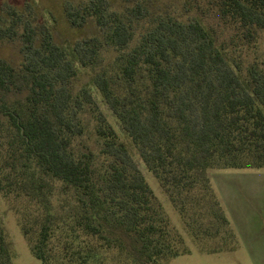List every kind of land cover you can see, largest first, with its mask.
Listing matches in <instances>:
<instances>
[{"label":"trees","instance_id":"trees-1","mask_svg":"<svg viewBox=\"0 0 264 264\" xmlns=\"http://www.w3.org/2000/svg\"><path fill=\"white\" fill-rule=\"evenodd\" d=\"M194 1L200 14L186 22L159 17L134 46L130 15L93 7L102 39L68 51L49 27L25 26L22 67L0 59V193L18 202L21 228L42 263L159 264L189 252L91 92H74L73 55L195 239L220 242L211 253L222 242L233 247L209 171L264 169V69L252 64L244 72L233 58L264 36V0ZM141 12L131 10L138 20ZM11 13L17 18L0 26V40L21 26ZM106 46L116 56L103 64ZM86 114L96 119L98 156L78 142ZM11 259L0 220V264Z\"/></svg>","mask_w":264,"mask_h":264},{"label":"rangeland","instance_id":"rangeland-1","mask_svg":"<svg viewBox=\"0 0 264 264\" xmlns=\"http://www.w3.org/2000/svg\"><path fill=\"white\" fill-rule=\"evenodd\" d=\"M188 1L189 0H0V26L2 28H8L13 20L17 18L11 13L12 9L17 11L19 15V25H21L16 29L17 35L15 37L3 38L0 40V59L8 61L17 69L22 67L24 56L21 52V48L23 45L22 35L25 26L34 28L37 31L41 29V26L45 25L49 27L53 33L54 42L68 51H71L78 42L86 38L99 37L102 39L103 35L96 23L95 17L89 13L90 9H93V7H100L106 16L109 14L130 15L135 27V39L131 44L134 46L149 24L159 17L173 16L186 22L200 14L195 1ZM136 7L142 10L140 13L142 16L140 20L132 16L131 13V10ZM69 14H72V18L69 17ZM204 16H206L208 22L215 25V19L211 17L207 18L208 15L205 14ZM74 20L75 23H72ZM39 38L40 35L37 36L38 42ZM261 38L262 39L257 44L246 47L241 50V52L233 53L234 60L242 65L244 72H246L247 68L252 64H257L260 68L264 69V36ZM115 56L116 52L106 46L103 50V64L110 63ZM71 59L75 61V66L79 70V75L74 81V92L77 93L81 88H86L91 92L94 106L98 114L102 115L109 124L116 129L121 139L127 143L133 161L147 179L149 186L158 198L163 212L169 217L171 226H173L184 239V246L189 252L159 264H237V261H233L234 255H231L232 253L226 249L228 246L232 245L231 242H222L221 246L223 250L215 254L206 251V249L213 248L217 246L216 244H220V242L215 243L207 238L195 239L190 232L191 229L186 226L179 211L164 193L159 181L149 172L139 152L128 139L121 123L99 94L93 83V74L82 69L74 55ZM85 119L88 125L86 124L87 130H85L83 140H78L80 148L84 151L92 150L98 156L101 146L97 144L93 137L96 119L90 114H86ZM214 173H216L217 176H212V181L215 186H213V188H216V192L218 191L217 194H219L218 181H228L229 183H227V185H236L240 182V184L251 183L250 185L257 186L256 183L264 180V176L262 175L264 174V170L225 169L215 171ZM259 190L261 189L259 188ZM262 194H264V192ZM244 197L247 198L246 195ZM17 203L18 202L15 203L12 200L5 199L0 193V220L5 231L6 246L12 258V264H44L33 255L29 241L23 233L19 222V215L16 210ZM235 246L236 243L233 244V247ZM242 255L245 256L243 250L239 251L237 258H239V256L242 257ZM104 264L135 263H133V261L126 263L124 261L118 262V260H110Z\"/></svg>","mask_w":264,"mask_h":264},{"label":"crops","instance_id":"crops-1","mask_svg":"<svg viewBox=\"0 0 264 264\" xmlns=\"http://www.w3.org/2000/svg\"><path fill=\"white\" fill-rule=\"evenodd\" d=\"M214 169L209 171L212 187V176H217ZM236 170H264V169H236ZM264 176V174H262ZM228 181H218V191L213 188L222 209L230 223L235 237L236 246L229 249L237 264H264V180L256 183L227 185ZM235 183V182H234ZM215 187V186H214ZM258 187V188H257ZM259 188L261 190H259ZM247 196L244 197V196ZM228 210H227V208ZM243 250L245 256L238 257ZM219 252H215L218 254ZM242 253V252H241ZM233 257V256H232Z\"/></svg>","mask_w":264,"mask_h":264}]
</instances>
